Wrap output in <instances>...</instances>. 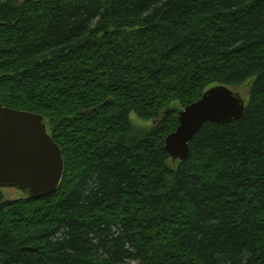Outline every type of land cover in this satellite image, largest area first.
<instances>
[{"label":"trees","instance_id":"trees-1","mask_svg":"<svg viewBox=\"0 0 264 264\" xmlns=\"http://www.w3.org/2000/svg\"><path fill=\"white\" fill-rule=\"evenodd\" d=\"M249 82L173 161L167 110ZM0 102L65 163L47 197L0 189V264H264V0H0Z\"/></svg>","mask_w":264,"mask_h":264},{"label":"water","instance_id":"water-1","mask_svg":"<svg viewBox=\"0 0 264 264\" xmlns=\"http://www.w3.org/2000/svg\"><path fill=\"white\" fill-rule=\"evenodd\" d=\"M246 108L242 92L223 85L211 87L186 108H169L167 112L177 114L179 127L167 137L165 149L173 161H186L190 142L205 123L230 124ZM64 172L62 151L48 133L45 118L0 102V189L15 188L31 199L47 197L59 189Z\"/></svg>","mask_w":264,"mask_h":264},{"label":"rangeland","instance_id":"rangeland-1","mask_svg":"<svg viewBox=\"0 0 264 264\" xmlns=\"http://www.w3.org/2000/svg\"><path fill=\"white\" fill-rule=\"evenodd\" d=\"M19 2H24L25 0H17ZM250 85L251 82H249L246 86H244L243 88H241L240 90H235L236 92H242V96L244 97V99L246 101H249V90H250ZM131 120L133 122V125L136 129H140V130H149L151 128H153L154 125V121H143L141 119H139L136 115H132L131 116ZM50 131V129H49ZM51 133V131H50ZM170 166L173 168H176L179 165V162L174 163L173 161H170ZM5 197L9 200H17V199H21L24 198L25 195L23 192L15 189V188H4L2 189Z\"/></svg>","mask_w":264,"mask_h":264}]
</instances>
